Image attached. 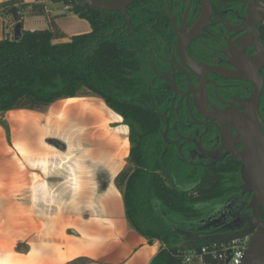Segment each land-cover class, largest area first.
Masks as SVG:
<instances>
[{"label": "flooded vegetation", "instance_id": "obj_1", "mask_svg": "<svg viewBox=\"0 0 264 264\" xmlns=\"http://www.w3.org/2000/svg\"><path fill=\"white\" fill-rule=\"evenodd\" d=\"M131 15L138 32L130 27ZM127 16L128 48L142 80L133 99L155 125L150 153L160 152L164 169L179 183L193 169L237 168L234 178L229 173L223 180L228 187L235 180L233 190L207 204L206 216L180 231L182 241L227 239L249 230L252 193L242 189L234 153L242 152L241 119L255 101L264 134L263 1L134 0ZM263 218L260 208L258 221Z\"/></svg>", "mask_w": 264, "mask_h": 264}, {"label": "trees", "instance_id": "obj_2", "mask_svg": "<svg viewBox=\"0 0 264 264\" xmlns=\"http://www.w3.org/2000/svg\"><path fill=\"white\" fill-rule=\"evenodd\" d=\"M50 1L85 20L90 32L55 44L59 32L50 22L42 30L21 29L19 41L10 36L1 39L0 115L9 111L39 112L58 101L80 96L101 99L128 127L129 155L114 186L121 193L130 228L148 245L159 243L149 264H225L213 257L211 251L219 252L230 243L208 245L200 241L184 247L180 231L204 218L207 204L219 201L233 190L235 180L231 181L232 187L223 180L229 173L234 178L237 168L226 164L202 173L193 169L184 182H174L158 158L160 152L150 153L154 148L155 125L133 99L135 91L141 92L142 80L139 62L128 48L123 15L93 10L78 0ZM13 6L20 13L27 8L30 14L45 13L42 5L11 0L0 4V15L7 14ZM131 17L130 27L138 32L135 17ZM0 125L7 132L2 120ZM181 185L189 187V191L184 192ZM203 248L207 249L206 254H200ZM192 251L198 257L187 262Z\"/></svg>", "mask_w": 264, "mask_h": 264}, {"label": "rangeland", "instance_id": "obj_3", "mask_svg": "<svg viewBox=\"0 0 264 264\" xmlns=\"http://www.w3.org/2000/svg\"><path fill=\"white\" fill-rule=\"evenodd\" d=\"M83 33L85 30L77 35ZM75 101L69 108L62 100L39 112L9 111L0 115V120L8 127L6 132L0 125V221L3 230L23 232L24 216L30 209L36 217L48 212L53 214L55 205L70 214L77 212L89 192L86 187L95 183L98 175L82 170L103 163L109 171L104 175L111 180L116 170L126 165L129 142L128 127L123 119L101 99L80 96ZM98 111L106 122L105 130L100 132L106 137L104 146L85 135L87 123L82 118L91 114L98 118L94 116ZM54 140L63 145L62 150L53 145ZM99 148L101 151L97 154L100 156L96 158V153L92 152ZM42 182L46 183L44 190L39 189Z\"/></svg>", "mask_w": 264, "mask_h": 264}, {"label": "crops", "instance_id": "obj_4", "mask_svg": "<svg viewBox=\"0 0 264 264\" xmlns=\"http://www.w3.org/2000/svg\"><path fill=\"white\" fill-rule=\"evenodd\" d=\"M7 1L11 0H0V4ZM22 3L42 5L45 11L41 15L30 14L27 8L20 13L15 6L21 17L22 30L46 29L52 22L59 32V36L53 41L55 44L68 42L81 30L90 32L85 20L70 13L61 4H53L50 0H22ZM13 27L14 22L9 12L0 15V40L6 36L13 37ZM64 101L67 108L76 102L75 99ZM81 106L77 108L80 109ZM92 115L91 118L82 117L83 122L87 123L85 135L104 146L106 137L100 132L105 130L106 122L102 115L100 117L99 111L94 113L98 118ZM100 151L101 148L92 153H96L95 157L99 158L97 153ZM107 168V165L100 163L95 168L89 166L82 170L98 175L94 179L95 183L86 187L89 192L75 213L64 212V209L55 205L53 214L48 212L36 217L32 215L29 204L30 211L26 207L29 213L24 216L23 232L3 230L0 221V264H149L159 243L148 245L127 224L121 193L114 186V180L122 166L116 170L111 180L104 175ZM39 187L44 190L46 183L42 182Z\"/></svg>", "mask_w": 264, "mask_h": 264}, {"label": "water", "instance_id": "obj_5", "mask_svg": "<svg viewBox=\"0 0 264 264\" xmlns=\"http://www.w3.org/2000/svg\"><path fill=\"white\" fill-rule=\"evenodd\" d=\"M83 6L93 10H100L104 12H120L126 18V26L129 25V18L127 16V7L134 0H78ZM206 2V0H202ZM204 7V5H203ZM7 12L11 15L13 27V40L19 41L22 37L21 17L16 7H11ZM112 33H110L111 35ZM248 115L241 119V136L242 152L234 153V159L240 164V176L243 191L252 193L251 200L249 201L248 209L252 213L250 216V229L242 230L240 233L228 237L227 239H220L218 236H210L207 244H226L229 241L237 239L248 238L246 250L243 254L241 264H264V218L258 221L260 208L264 209V134L259 130V117L256 113L255 106L247 110ZM53 145L59 149H63V145L56 140ZM242 192V194H244ZM254 232L252 233V231ZM187 247V244H184ZM229 258L226 261L228 264Z\"/></svg>", "mask_w": 264, "mask_h": 264}, {"label": "built area", "instance_id": "obj_6", "mask_svg": "<svg viewBox=\"0 0 264 264\" xmlns=\"http://www.w3.org/2000/svg\"><path fill=\"white\" fill-rule=\"evenodd\" d=\"M264 3V0H262ZM248 238H242V239H237L232 241L228 247H224L221 251H216V250H212L211 254L213 255V257L218 258L220 260H224L225 264L226 261L229 258V262L228 264H241L242 260H243V254L246 250L247 247V243H248ZM207 253V249L203 248L201 249V253L200 254H206ZM198 254V255H200ZM194 257H198L195 251H192L187 257H186V261L190 262L192 261V258Z\"/></svg>", "mask_w": 264, "mask_h": 264}]
</instances>
